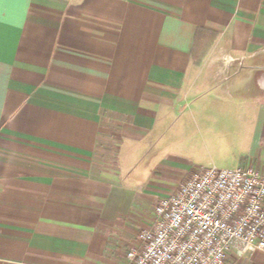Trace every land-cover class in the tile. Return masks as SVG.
Wrapping results in <instances>:
<instances>
[{"label":"crops","instance_id":"0c3cea01","mask_svg":"<svg viewBox=\"0 0 264 264\" xmlns=\"http://www.w3.org/2000/svg\"><path fill=\"white\" fill-rule=\"evenodd\" d=\"M200 28L217 38L195 44ZM230 50L263 55L264 0H0V264H126L157 201L216 166L198 157L204 128L220 143L207 119L221 115L198 116L197 74ZM208 84L212 100L257 106L248 134L229 127L226 168L264 174V97ZM225 264H264V251Z\"/></svg>","mask_w":264,"mask_h":264},{"label":"built area","instance_id":"2783aa9c","mask_svg":"<svg viewBox=\"0 0 264 264\" xmlns=\"http://www.w3.org/2000/svg\"><path fill=\"white\" fill-rule=\"evenodd\" d=\"M264 251V174L250 165L200 167L157 201L126 264H225Z\"/></svg>","mask_w":264,"mask_h":264},{"label":"rangeland","instance_id":"374dc122","mask_svg":"<svg viewBox=\"0 0 264 264\" xmlns=\"http://www.w3.org/2000/svg\"><path fill=\"white\" fill-rule=\"evenodd\" d=\"M229 52H231L234 57L219 55L212 57L211 59H209L210 61L208 60L209 65L213 66L211 72L207 69H200L198 71L197 76L202 83V87L198 89V92L201 91L202 96L197 103L199 104L198 108L196 105H194L197 108L196 110H198L196 111L198 116L208 109H211V111L213 112H218L221 115L219 117L207 119L210 122L209 124L214 127L213 130L215 131V129L217 128L220 132V143H218V146L216 144H213L212 139L210 137L208 138L207 136V134L210 132H208V129L204 128L205 146L203 151L198 152V157H201V161L204 162L203 164H215L219 168H226L228 166H231L233 163L232 161L227 163V160L231 158L229 148L236 144L233 137L229 135V132L231 131L230 128L235 130L238 126L245 125V132L246 134H248L249 131H251L254 127L258 110L255 104L249 103L248 101L239 103L238 99H223V97H216L217 99L212 100L211 97L214 93L209 94V92L213 91V88H209L206 86L209 85L208 83L211 80H229L232 83L245 81L250 82L253 97L258 95L264 97V89L261 88L258 82L264 76V51L262 52V56H258L256 58L254 57V59L251 61L244 60V57H242L241 59H237L238 57L236 56H241V53H237L233 50H230ZM257 52L259 51L256 50L255 53ZM214 91H218V89H214ZM228 114H236L238 116L229 117ZM187 119H190V117H187ZM180 120L182 121L183 118H180ZM188 122H190V120H188ZM175 126L172 129L173 132H175V130H179V128H175ZM223 133L225 134L224 136L222 135ZM247 145V139L238 144V146L242 147H247ZM213 157L214 161H211ZM135 162H137L136 168L130 180L138 183L139 181L143 180V177L140 176L145 172L146 162H143L141 164L139 163L141 162V160ZM127 164L123 158L121 161V167L125 174L127 169L129 168V165L127 166ZM145 184L146 181L142 183V185Z\"/></svg>","mask_w":264,"mask_h":264},{"label":"trees","instance_id":"16d2710c","mask_svg":"<svg viewBox=\"0 0 264 264\" xmlns=\"http://www.w3.org/2000/svg\"><path fill=\"white\" fill-rule=\"evenodd\" d=\"M204 38H210V39L214 40L217 38V33L207 31V30L202 29V28L198 29L196 32L195 44H197L199 41H201ZM195 62L197 64L200 63L199 57L196 54H195Z\"/></svg>","mask_w":264,"mask_h":264}]
</instances>
